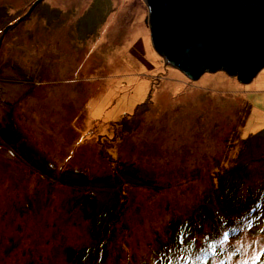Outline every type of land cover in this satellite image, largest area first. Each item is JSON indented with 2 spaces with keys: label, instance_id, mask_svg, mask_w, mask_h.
I'll return each instance as SVG.
<instances>
[{
  "label": "rangeland",
  "instance_id": "obj_1",
  "mask_svg": "<svg viewBox=\"0 0 264 264\" xmlns=\"http://www.w3.org/2000/svg\"><path fill=\"white\" fill-rule=\"evenodd\" d=\"M1 37L0 87L24 90L0 100V264L264 258V68L193 80L145 0H0ZM230 208L248 230L217 250L200 222Z\"/></svg>",
  "mask_w": 264,
  "mask_h": 264
},
{
  "label": "water",
  "instance_id": "obj_2",
  "mask_svg": "<svg viewBox=\"0 0 264 264\" xmlns=\"http://www.w3.org/2000/svg\"><path fill=\"white\" fill-rule=\"evenodd\" d=\"M145 2L156 51L193 80L224 70L249 83L264 68V0Z\"/></svg>",
  "mask_w": 264,
  "mask_h": 264
},
{
  "label": "trees",
  "instance_id": "obj_3",
  "mask_svg": "<svg viewBox=\"0 0 264 264\" xmlns=\"http://www.w3.org/2000/svg\"><path fill=\"white\" fill-rule=\"evenodd\" d=\"M255 198L253 193L249 192L248 196H247V206L248 208H250L251 213L253 214L256 211V206H255ZM231 208L228 210L229 213V217H228V221L227 222H221L218 221L219 217H213V220H211L212 217H207L208 221L204 224L206 225L207 223H210V226L213 229V243L217 246V250H221L222 249V244L225 246L227 245L228 247L232 246V242L229 239V235L230 233H228V231L232 228V227H239L240 230H236V234H242V231H246L248 230V216L249 213L246 212H236V213H231ZM200 209L196 210L195 215L192 217V219L195 217L200 216ZM169 230L172 229V226L170 225ZM168 233L171 231H167ZM228 233V234H227ZM264 235V233H263ZM200 243V241H199ZM204 244V242H202ZM201 243V244H202ZM203 248H207L205 245L203 246ZM232 252V250H231ZM226 255L227 252L224 250H222V255ZM257 264H264V258L263 259H258Z\"/></svg>",
  "mask_w": 264,
  "mask_h": 264
},
{
  "label": "bare ground",
  "instance_id": "obj_4",
  "mask_svg": "<svg viewBox=\"0 0 264 264\" xmlns=\"http://www.w3.org/2000/svg\"><path fill=\"white\" fill-rule=\"evenodd\" d=\"M1 44H2V42H1ZM1 44H0V47H1ZM2 54H4V53H1V49H0V59L2 58ZM0 90L2 93V97H0V100L8 101L7 100L8 98H13L14 95H16V94L18 95L19 93H21V91L24 90V88L22 87V89H21V87L18 85H16V86L5 85L4 87H0ZM19 90H20V92H18ZM2 112H3V110H2L1 105H0V116H1ZM200 218H202V215L199 216L198 221ZM207 221H208L207 218H203L202 222H200V223L207 222Z\"/></svg>",
  "mask_w": 264,
  "mask_h": 264
}]
</instances>
